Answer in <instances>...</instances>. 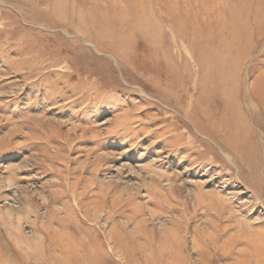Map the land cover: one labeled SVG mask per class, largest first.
<instances>
[{
    "label": "rangeland",
    "instance_id": "obj_1",
    "mask_svg": "<svg viewBox=\"0 0 264 264\" xmlns=\"http://www.w3.org/2000/svg\"><path fill=\"white\" fill-rule=\"evenodd\" d=\"M254 89L264 0H0V264H264Z\"/></svg>",
    "mask_w": 264,
    "mask_h": 264
},
{
    "label": "bare ground",
    "instance_id": "obj_2",
    "mask_svg": "<svg viewBox=\"0 0 264 264\" xmlns=\"http://www.w3.org/2000/svg\"><path fill=\"white\" fill-rule=\"evenodd\" d=\"M104 24H101V26ZM218 62L215 68V71L212 72L211 75H207L206 78H208L207 80L209 81V83L211 84L210 86L205 88V91H210L211 95L215 97H219L221 103L222 102H226V93L225 91L227 90L226 88V81H234L235 78H233V76L235 75L234 71H229L224 67V60L226 59V55L224 54H219L218 56ZM232 61V60H231ZM234 74V75H233ZM234 83V82H233ZM255 93L260 97L262 104V110L264 113V91L260 90V89H254ZM202 97L200 98V100H203ZM201 102V101H200ZM203 103V102H201ZM238 105H236L233 109V112L235 111V113H233V117H234V122L232 123V125H227L229 130H233L235 133L234 135H242V139L240 138L239 141L242 142L241 140L245 141V134L249 132V127L248 124L246 123V120L244 118V116L241 113H238L236 108ZM215 112V111H214ZM215 114V113H214ZM216 124V123H215ZM234 137V136H233ZM255 140V139H254ZM237 142V140H235ZM238 141V143H239ZM247 229V228H246ZM251 232V231H249ZM260 256V255H259Z\"/></svg>",
    "mask_w": 264,
    "mask_h": 264
}]
</instances>
